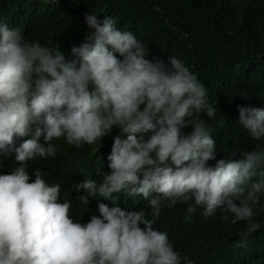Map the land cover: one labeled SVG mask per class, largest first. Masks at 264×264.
<instances>
[{"label":"clouds","instance_id":"1","mask_svg":"<svg viewBox=\"0 0 264 264\" xmlns=\"http://www.w3.org/2000/svg\"><path fill=\"white\" fill-rule=\"evenodd\" d=\"M83 22L94 31L86 37L92 43L71 48L77 67L0 20V264H193L196 258H182L145 218L189 199L187 213L198 206L209 217L220 209L244 221L236 246L246 247L258 227L253 207L264 194V150L208 165L215 141L199 114L212 118L217 108L197 75L175 56L167 65L146 59L145 45L111 16L86 12ZM237 111L249 136L264 139V108ZM111 129L123 138L102 148L105 164L91 168L96 154L78 166L86 174L75 185L77 199L84 208L97 204L99 213L81 224L68 215L70 202L58 200L63 185L41 163L55 156L59 139L79 148ZM94 197L109 204L143 199L149 212Z\"/></svg>","mask_w":264,"mask_h":264},{"label":"trees","instance_id":"2","mask_svg":"<svg viewBox=\"0 0 264 264\" xmlns=\"http://www.w3.org/2000/svg\"><path fill=\"white\" fill-rule=\"evenodd\" d=\"M86 12L101 19L113 17L117 28L132 32L145 45L146 59L167 65L168 58L175 56L197 75L207 89L209 103L217 108L212 118L203 110L199 114L211 125L215 141V159L207 161L208 165L214 166L218 159L238 160L243 152L264 150V139L253 140L237 123V106L264 108V0H0V20L18 27L24 39L56 48L66 62L77 60V67L78 58L71 48L92 43L86 37L94 31L83 22ZM182 131L187 134L191 127ZM116 133L111 129L100 142L79 148L59 139L54 142L55 156L41 163L49 178L63 185L73 220L81 222L93 210L82 207L77 199L75 185L86 174L78 166L96 154L91 168L103 166L106 156L102 148L111 144L114 136L123 137ZM186 202L181 205L192 203ZM175 210L174 206L162 216L146 217L152 228L168 233L179 223L172 218L177 217ZM223 215L228 222L216 224V218ZM165 219L171 222L167 226L162 224ZM232 219L230 213L218 209L213 216L194 222L186 229L180 249L186 247L184 254L196 258L198 264H264V194L253 207L258 227L247 236L246 247L236 246L246 224Z\"/></svg>","mask_w":264,"mask_h":264},{"label":"water","instance_id":"3","mask_svg":"<svg viewBox=\"0 0 264 264\" xmlns=\"http://www.w3.org/2000/svg\"><path fill=\"white\" fill-rule=\"evenodd\" d=\"M55 174H57V172H55ZM138 177L141 178L139 175H138ZM42 178L45 180V182L49 183L46 176H43ZM63 194H64L63 191L60 190L59 195H58V200H61V201L64 200V195ZM90 200L95 201V203H104V204L106 203V205L108 207L117 206V207H119V208H121L122 210H125V211H128V210H139V209L142 208V209H144L145 213L149 212L148 206L146 204V200H143V199H141V200H138V199H135V200H133V199L132 200L131 199L122 200V199H120V200L115 201L112 204H109L110 202H112V200L102 199V198H99V197H94V198H92ZM189 200H191V199H189ZM128 203H136V204H131L130 205ZM138 203H143V204L142 205H138ZM181 204H182V202L178 201L175 205H173V207L175 206L176 210L174 212L177 213V217H172V218L174 220H179V223L176 226H174L172 228H169L167 236H168L169 241L173 245V250L177 251L180 254V256L183 258V257H185L184 253L188 249H186V247L183 248V249H180L179 244H180V241H181L182 237H184V235L186 233V229H188V227L190 225H192L194 222H198L199 220L207 219L208 217H204L201 214L202 213V208L201 207L194 206V211L192 212L193 218H188L185 215L188 214L186 212V208L189 205L183 207ZM162 205L165 206V207L167 206L169 208L167 201H165ZM85 206L88 207L87 204L84 205V207ZM89 208H92L93 210H92V212L89 214V216L87 218L81 220V222H80L81 224L86 223L92 215H99V213L97 211V204H90ZM68 215L69 216H73L72 212H68ZM157 228H159V227H154L153 229L157 230V231H161V230L163 231L162 228H159V229H157ZM188 258L191 259V257H188ZM193 264H198V263L195 262Z\"/></svg>","mask_w":264,"mask_h":264},{"label":"bare ground","instance_id":"4","mask_svg":"<svg viewBox=\"0 0 264 264\" xmlns=\"http://www.w3.org/2000/svg\"><path fill=\"white\" fill-rule=\"evenodd\" d=\"M123 138V137H122ZM72 146V145H71ZM96 170H98V172H101V170H99V169H96ZM185 216H187L188 218H193V214L192 213H188V214H186ZM224 217H227V215H223ZM145 218L147 219V217L145 216ZM224 219H221V217L220 218H216V224H218V223H220L221 221H223ZM169 223H171V222H169L168 220H163V222H162V224H164V226H167ZM160 228V227H159ZM159 228H157V229H159ZM187 257V259L188 260H190V258H188V257H191L190 255H187L186 256Z\"/></svg>","mask_w":264,"mask_h":264}]
</instances>
